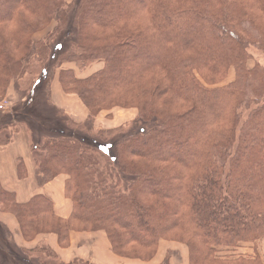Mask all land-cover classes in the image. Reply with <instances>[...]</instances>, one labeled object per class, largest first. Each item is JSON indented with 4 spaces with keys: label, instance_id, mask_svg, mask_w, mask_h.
<instances>
[{
    "label": "trees",
    "instance_id": "16d2710c",
    "mask_svg": "<svg viewBox=\"0 0 264 264\" xmlns=\"http://www.w3.org/2000/svg\"><path fill=\"white\" fill-rule=\"evenodd\" d=\"M251 47L264 52V0H0V101L33 62L37 73L0 124V136L12 129L0 146L23 128L39 183L65 175L72 204L64 221L46 196L19 204L0 188V214L27 242L54 233L65 245L69 230L103 231L123 258L149 260L163 240L184 245L189 264H264L256 249L217 256L264 239V67H249ZM97 61L81 79L62 69L83 73ZM55 76L87 110L83 121L53 104ZM36 89L49 113L35 115ZM113 109H136L142 125L95 126ZM17 172L25 178L21 160ZM0 232L11 240L1 221ZM22 253L63 264L47 245L11 241L0 264H19Z\"/></svg>",
    "mask_w": 264,
    "mask_h": 264
},
{
    "label": "crops",
    "instance_id": "0c3cea01",
    "mask_svg": "<svg viewBox=\"0 0 264 264\" xmlns=\"http://www.w3.org/2000/svg\"><path fill=\"white\" fill-rule=\"evenodd\" d=\"M63 70H71V64L64 65ZM52 102L65 110L75 120L83 121L87 116L84 106L78 104L75 95L63 93L57 76L51 83ZM80 103V102H79ZM113 109L111 111H116ZM101 112L102 113H110ZM23 162L25 178L19 179L17 161ZM67 177L60 175L53 181L41 184L35 176V168L31 161L29 139L20 129L12 134L11 141L0 146V188L15 196L19 204L28 203L37 195L46 196L52 203L53 215L60 220H68L72 211L70 200L65 197L64 186ZM0 221L11 234V242L18 247L31 250L39 245H47L59 262L71 264H189L187 248L176 242L159 241L156 252L149 260L123 258L115 255L111 244L103 231H75L69 230L65 245L59 243L58 236L40 234L32 241H24L18 232V224L14 217L7 213L0 214ZM257 253L264 258V239L257 244Z\"/></svg>",
    "mask_w": 264,
    "mask_h": 264
},
{
    "label": "rangeland",
    "instance_id": "374dc122",
    "mask_svg": "<svg viewBox=\"0 0 264 264\" xmlns=\"http://www.w3.org/2000/svg\"><path fill=\"white\" fill-rule=\"evenodd\" d=\"M66 3H70V2H74L75 0H65ZM58 40V39H57ZM57 40H55L53 42V44L51 43L50 48L53 49L55 44H57ZM64 45V44H63ZM53 47V48H52ZM49 48V49H50ZM51 52H53V50H51ZM55 53V52H54ZM53 53V54H54ZM249 53L252 56V60H250L248 62L249 67L254 66L255 63H260V65H262L264 67V52L260 51L256 48H250L249 49ZM51 56V55H50ZM50 61L48 60L47 65L45 66V68L48 69V71L50 72V68L52 66L53 63H49ZM92 64V65H91ZM91 64H88L87 66L90 65L89 68H87L85 71L79 72L78 67L74 66L73 64H71V67L73 68V72L75 74V76L79 79L81 78H85L87 76L88 73L97 71L98 69H100L103 66V62H92ZM33 66H34V62L32 63V66L30 68V72H33L30 75H26L24 76L22 79H20L18 84H11L7 90L8 95L5 96L4 100L1 102L0 104H4L5 107L3 109H0V124H8L9 123V110L11 109V107L13 108L15 106V104H18L17 106L14 107L13 110H15L16 107L21 108V104L25 103L26 99L24 102H19L20 100V95H26L27 90L31 87L30 84V79L36 78L37 77V73H35V70H33ZM47 72V71H46ZM45 77L46 75H42L41 76V87L40 89L43 87L44 83H45ZM233 79V71L232 69L229 70L228 72V77L224 80L223 83H221L219 86H222L226 83L231 82ZM40 89H36L34 92V112L36 113V116L41 115L42 112H48L49 113V109L46 107L45 105V101L43 100L44 97L42 96V93ZM31 90V88H30ZM6 101V103H4ZM80 102V103H79ZM78 104L82 105L81 101L79 100ZM80 105V107H82ZM47 113V114H48ZM18 117L17 115L15 116V118ZM96 120H95V126H101L102 128H115V127H119L121 125H124L125 127L122 128V132L121 133H125L127 131H131V130H136L137 128H139L141 125L138 123V121H136L137 118V110L136 109H118L116 111H111L110 113H100L98 116H96ZM12 121V119H11ZM23 130V128H22ZM12 132V129L10 131V129L7 130V133H5L4 135L1 134L0 138L2 140H4V136H8L10 135V133ZM62 134H67V131H61ZM52 133V132H51ZM7 134V135H6ZM12 136V135H11ZM38 141V138H36ZM29 144L30 140H29ZM32 146V145H31ZM32 147L34 148H39V146L37 145H33ZM5 236L1 235L0 232V246H3L5 242H7L10 245V239H4ZM3 240L5 242H3ZM258 244V243H257ZM257 244H246L244 246V248L236 251L235 255L232 254L233 249L232 248H224L225 251L220 252L217 256L219 257H237V256H243V257H250L253 258L254 253H255V249L257 252ZM23 254V258L25 259V261H19V264H36V259L34 256L28 255V254ZM259 255V253H257ZM19 255V254H18ZM259 257L261 258V256L259 255ZM14 260L17 261L16 258H13ZM263 259V258H261Z\"/></svg>",
    "mask_w": 264,
    "mask_h": 264
},
{
    "label": "built area",
    "instance_id": "2783aa9c",
    "mask_svg": "<svg viewBox=\"0 0 264 264\" xmlns=\"http://www.w3.org/2000/svg\"><path fill=\"white\" fill-rule=\"evenodd\" d=\"M4 103H6V101H5ZM4 107H5L4 104H1V105H0V109H3Z\"/></svg>",
    "mask_w": 264,
    "mask_h": 264
}]
</instances>
